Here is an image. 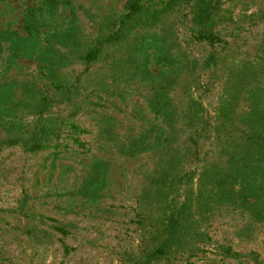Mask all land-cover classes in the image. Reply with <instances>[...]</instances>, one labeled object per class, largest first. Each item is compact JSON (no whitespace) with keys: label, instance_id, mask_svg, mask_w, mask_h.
<instances>
[{"label":"rangeland","instance_id":"1","mask_svg":"<svg viewBox=\"0 0 264 264\" xmlns=\"http://www.w3.org/2000/svg\"><path fill=\"white\" fill-rule=\"evenodd\" d=\"M128 1L0 0V264H264V191L207 178L264 102V0H141L119 25Z\"/></svg>","mask_w":264,"mask_h":264},{"label":"trees","instance_id":"2","mask_svg":"<svg viewBox=\"0 0 264 264\" xmlns=\"http://www.w3.org/2000/svg\"><path fill=\"white\" fill-rule=\"evenodd\" d=\"M141 0H130L126 2L123 6L125 14L121 17L118 24L123 25L126 21H128L133 15L138 13L141 10ZM202 17L207 19V11H201ZM198 40L203 41L209 45H214L216 42H219L218 38L213 35L210 31L200 30L198 32ZM110 39V37L105 38L101 41V44H104ZM100 51V45L89 49L84 55V61L89 63L95 59L97 54ZM158 104V103H157ZM161 112L162 119L165 121V124L170 128V132L164 136L163 142V162L167 163L170 160L174 159L172 154L174 153L171 145L174 141L173 136L176 135V130L174 129L175 118L172 116L165 106L166 104L161 103L158 104ZM189 123L193 124L195 121L194 117L188 118ZM243 123H245V118L241 119ZM248 122L247 127L248 130L239 131L236 138H227L226 141H229L227 145H220V154L217 158H213V162H217L220 155L224 156L226 154V161L228 164H234L231 171L226 174V183L227 185H236L238 190L234 191L233 189H227L224 185L221 184V177L223 176V172H221V168L216 166V163L212 162L209 173L210 181L212 185L218 189L216 191L213 188V192L219 193L220 195H226L230 198V200L234 201V198H241V196L250 198L252 195L262 196L264 191V102L257 105L255 109V113H251L249 119L246 120ZM198 132L195 131L193 134L188 136V142H192L193 146H197V142L199 139ZM215 138L221 141V137L215 135ZM229 149V150H228ZM170 172H167V169H164L159 178L157 179V183L164 185L170 182ZM221 184V185H220ZM226 185V186H227ZM229 188V187H228ZM210 193V192H209ZM167 224L163 228L164 238L160 243V246L154 248L149 256H162L165 254L166 250H170L171 246L175 244H179V236L181 233L180 223V212L176 211L175 213L169 214L167 217ZM223 253L228 257L235 258L237 257L236 253L231 252L230 248H224Z\"/></svg>","mask_w":264,"mask_h":264}]
</instances>
